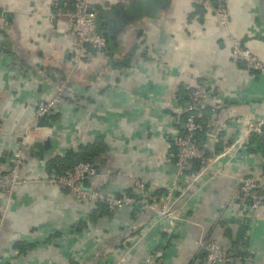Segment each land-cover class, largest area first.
<instances>
[{
	"label": "crops",
	"instance_id": "0c3cea01",
	"mask_svg": "<svg viewBox=\"0 0 264 264\" xmlns=\"http://www.w3.org/2000/svg\"><path fill=\"white\" fill-rule=\"evenodd\" d=\"M74 1L0 0L10 26L0 42V175L21 150V174L30 180L10 199L0 194V264H147L162 248L164 264H202L203 232L224 248V264H264V207L248 224L237 188L239 176L260 171L264 146L257 136L246 154L208 172L211 179L186 202L166 245L168 228L150 209L109 211L42 182L59 173L49 166L52 158L100 139L107 146L101 170L110 175L89 188L137 196L133 175L155 201L177 174L169 103L203 81L225 100L216 118L207 117L216 128L230 126L212 146L226 149L243 119L264 116V73L235 60L228 40L239 38L264 63V0H227L228 26L213 4L197 0H94L107 46L86 50L80 60L68 23ZM65 79V102L52 113L58 118L51 130L31 131L37 105Z\"/></svg>",
	"mask_w": 264,
	"mask_h": 264
},
{
	"label": "built area",
	"instance_id": "2783aa9c",
	"mask_svg": "<svg viewBox=\"0 0 264 264\" xmlns=\"http://www.w3.org/2000/svg\"><path fill=\"white\" fill-rule=\"evenodd\" d=\"M93 2L94 0H75L74 10L68 17L69 31L74 39L78 60L83 57L86 50L102 53L107 46L106 38L98 30L97 14ZM197 3L210 7V0H197ZM215 10L220 15L222 24L228 26L227 0H217ZM9 27L8 20L1 15L0 42L5 39ZM228 40L231 43L235 60L243 63L249 71L255 74L264 73V63L244 47L242 40L232 35L228 36ZM68 87L69 80L65 79L56 87V94L50 101L39 102L35 113L37 121L57 111L64 104ZM224 101V98L221 95L218 96L206 81L198 83L189 92L187 98L178 97L170 101L169 107L173 113L174 123L170 126L167 136L174 137L176 145L174 161L177 174L175 180L155 201L148 199L146 183L133 175H129V179L135 191L138 192L137 197L128 194L116 196L106 194L100 189L89 188L88 184L94 182L99 176L109 177L110 175L108 171L99 170L98 166L91 162H80L65 173L53 174L44 178L42 182L66 190L81 202H102L109 211L150 209L156 221L162 222L168 228L165 245L169 244L176 223L181 220L186 202L211 179L208 172L214 168L216 173H220L226 157L246 154L247 147L254 136H257L264 146L263 116L258 119H243L245 123L235 127L236 136L232 143L222 152L217 153L212 150V146L219 140L225 127L230 126L216 128L207 116L210 112L212 118H216ZM33 130L45 132L51 128L37 125L31 129ZM203 132L204 140L200 142L198 135ZM29 140L30 136L27 132L21 140L22 146ZM14 158L16 162L8 174L0 175V194L7 199L12 197L18 185L30 182L21 174L23 165L21 150L14 153ZM196 166L198 167L195 169ZM120 174L121 172H117L112 175ZM237 179L239 213L248 224L254 223L264 207V156L257 175H241ZM197 245L206 253L202 264H224L226 262L227 256L224 248L216 240L208 238L205 232L197 241ZM163 249L150 255L147 264H164Z\"/></svg>",
	"mask_w": 264,
	"mask_h": 264
},
{
	"label": "trees",
	"instance_id": "16d2710c",
	"mask_svg": "<svg viewBox=\"0 0 264 264\" xmlns=\"http://www.w3.org/2000/svg\"><path fill=\"white\" fill-rule=\"evenodd\" d=\"M216 2H217V0H210V3L213 4L214 7H216ZM73 10H74V5H73L72 11ZM96 14H97V12H96ZM98 21H99V17L97 14V25H98V30L100 32L101 29H100ZM128 63H129V59H126V62H124L123 65L127 66ZM57 118H58L57 115H54L51 113L49 116L39 119L37 121V124L40 126H49L51 123H54V121H56ZM198 138H199L200 142L203 141L204 140V132L201 133L200 135H198ZM51 142H52V144H51L52 147L57 146L56 141H51ZM39 146L41 147L40 149L43 148L42 144H39ZM105 151H107V146H106L105 142L103 140L101 141L100 139H97L95 143L80 145L77 149L68 150L64 156L52 158L49 162V164H50L49 166H50V168L53 167V169H56L59 172L58 174L65 173L66 171L70 170L71 168H73L75 165H77L80 162H91V163L97 165L98 169L101 170L102 164H101L100 159L103 157V155H104L103 153ZM41 153L44 154L43 149H42ZM197 167L198 166H196L195 169ZM164 192L165 191H162L159 194V196H161ZM127 194L131 195L133 197H137L136 195H134V193H132L130 191ZM202 253H203V258H204L206 253L203 250H202Z\"/></svg>",
	"mask_w": 264,
	"mask_h": 264
}]
</instances>
